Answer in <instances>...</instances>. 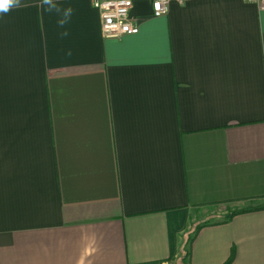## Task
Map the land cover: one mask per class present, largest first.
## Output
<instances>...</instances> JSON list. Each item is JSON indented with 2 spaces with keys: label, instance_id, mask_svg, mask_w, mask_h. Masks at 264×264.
I'll use <instances>...</instances> for the list:
<instances>
[{
  "label": "crops",
  "instance_id": "crops-1",
  "mask_svg": "<svg viewBox=\"0 0 264 264\" xmlns=\"http://www.w3.org/2000/svg\"><path fill=\"white\" fill-rule=\"evenodd\" d=\"M23 3L0 19V264H264V9L133 0L115 38L93 0Z\"/></svg>",
  "mask_w": 264,
  "mask_h": 264
},
{
  "label": "built area",
  "instance_id": "built-area-1",
  "mask_svg": "<svg viewBox=\"0 0 264 264\" xmlns=\"http://www.w3.org/2000/svg\"><path fill=\"white\" fill-rule=\"evenodd\" d=\"M260 9H264V0H255ZM171 0H152L153 15L167 14ZM93 6L99 10L102 20V33L105 37H121L138 32V26L130 17L133 0H93Z\"/></svg>",
  "mask_w": 264,
  "mask_h": 264
},
{
  "label": "clouds",
  "instance_id": "clouds-1",
  "mask_svg": "<svg viewBox=\"0 0 264 264\" xmlns=\"http://www.w3.org/2000/svg\"><path fill=\"white\" fill-rule=\"evenodd\" d=\"M41 5H47V10L49 12L55 10L60 12V8L54 3V0H40ZM25 4L23 0H0V19H3L4 16L9 15L13 10H18L21 7H24ZM71 12V9H68L64 12V15L67 16ZM64 21L61 20L60 24L63 25Z\"/></svg>",
  "mask_w": 264,
  "mask_h": 264
},
{
  "label": "trees",
  "instance_id": "trees-1",
  "mask_svg": "<svg viewBox=\"0 0 264 264\" xmlns=\"http://www.w3.org/2000/svg\"><path fill=\"white\" fill-rule=\"evenodd\" d=\"M233 257H234V252L231 254L230 258L224 264H230L231 261L233 260Z\"/></svg>",
  "mask_w": 264,
  "mask_h": 264
}]
</instances>
